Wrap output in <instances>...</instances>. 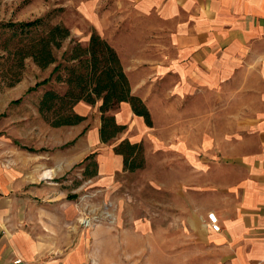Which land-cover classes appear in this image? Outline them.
<instances>
[{
    "label": "crops",
    "instance_id": "crops-1",
    "mask_svg": "<svg viewBox=\"0 0 264 264\" xmlns=\"http://www.w3.org/2000/svg\"><path fill=\"white\" fill-rule=\"evenodd\" d=\"M118 1L117 16L111 17L109 10L104 13L105 26L94 15L89 20L92 30L117 53L131 93L144 102L152 120V127L145 126L122 103V113L110 112L126 126L120 135L135 124L138 131L150 130L149 142L157 149L189 165L192 161L191 167L205 170L215 163L222 176L213 174L212 185L205 179L199 183L198 176L188 182L193 183L191 201L201 196L204 202L194 205L192 218L205 220L208 209L216 215L220 230L209 229L221 254L220 264H264V0ZM117 31L122 32L115 39ZM20 83L0 89V114L9 108ZM38 101L36 113L50 130L78 128L93 107L77 104L75 113L86 119L53 128L39 114ZM8 115L0 117V264H81L78 251L59 257L63 249L58 231L56 237H47L39 229L56 216L46 210V189L54 188L56 178L100 143V115L93 130L87 129L64 152L49 151L53 153L39 147L44 143L39 132L38 139L31 134L35 127H30L29 117ZM143 134L119 142L142 144ZM31 142L39 146L30 147ZM117 144L97 156L92 177L114 169L127 172L122 157L113 152ZM210 191L212 199L205 198ZM52 250L53 259L43 260ZM17 258L22 262L14 263Z\"/></svg>",
    "mask_w": 264,
    "mask_h": 264
},
{
    "label": "rangeland",
    "instance_id": "rangeland-1",
    "mask_svg": "<svg viewBox=\"0 0 264 264\" xmlns=\"http://www.w3.org/2000/svg\"><path fill=\"white\" fill-rule=\"evenodd\" d=\"M120 4L118 0H0V89H8L7 85L13 79L9 68L17 71V58L6 49L14 51L17 41L25 39L23 35L11 38L12 29L3 27V24L32 21L48 15L49 24H63L70 30L71 39L86 45L92 31L89 17L94 15L97 23L105 26L108 17L104 13L109 10L111 17L117 16ZM121 32L117 31L114 38ZM69 46L68 39L62 49L54 51L57 63ZM56 64L41 71L31 59H25L19 71L21 83L13 90L9 108L0 114V117L9 114L11 119L22 115L29 117L30 127H35L31 134L37 136L39 132V140L44 143L39 146L37 142H31L30 147L39 146L47 153L54 150L64 152L78 138L84 137L87 129L93 130L99 120L95 106L91 107L87 121L78 128L50 130L38 117L35 104L43 91L51 89L62 94L65 90L64 85L55 83L53 78L48 81ZM81 111L86 112L85 109ZM118 112L122 113L119 107L111 113ZM135 126L108 144H96L88 157L89 160H96L97 156L99 159L122 138L137 139L145 132L146 141L142 142L144 166L133 172L114 169L86 180L78 162L56 178L58 183L54 188L46 189V210L56 216L39 230L47 237H56L53 234L58 231V238L62 241L59 245L63 249L59 257L78 251L81 264H220L221 254L207 224V214L213 211L207 210L205 220L192 218L194 205L203 206L204 202L201 196L191 201L188 194L193 183L188 182L198 176L199 183L205 179L210 186L213 174L219 177L222 173L214 169L213 162L209 169L203 170L198 165L191 167L192 161L189 165L181 157L167 155L165 150L157 149L149 142L150 130L141 132ZM14 128L17 131L19 127L11 129ZM8 143L22 148L17 141ZM199 156L195 164H199ZM204 195L212 199L211 191ZM206 202L211 203V200ZM82 220H91V224L86 226ZM53 252L47 251L43 260L53 259Z\"/></svg>",
    "mask_w": 264,
    "mask_h": 264
},
{
    "label": "trees",
    "instance_id": "trees-1",
    "mask_svg": "<svg viewBox=\"0 0 264 264\" xmlns=\"http://www.w3.org/2000/svg\"><path fill=\"white\" fill-rule=\"evenodd\" d=\"M49 20L47 15L32 21L2 25L12 29L11 38L21 35L25 38L17 41L14 51L6 49L17 58V71L13 72L9 68L13 79L7 86L11 88L20 81L19 71L25 59H31L41 71L56 64L54 51L62 49L63 43L69 39V48L63 52L61 61L53 67L48 78V81L53 78L55 83L64 85L65 90L62 94L51 89L42 93L38 101V112L43 120L53 128L75 126L86 119L75 113L74 107L77 104L82 102L97 106L100 115L99 141L108 144L126 129L125 125L116 122L110 112L126 103L134 116L141 118L145 126L152 127L146 105L131 93L129 80L118 55L107 41L92 30L88 43L82 45L71 39L70 30L66 26L61 23L49 24ZM113 152L122 157L123 170L127 172L144 166L142 144L122 140L113 148ZM89 159L87 157L77 165ZM96 167L97 163L90 160L82 170L83 179L95 175Z\"/></svg>",
    "mask_w": 264,
    "mask_h": 264
},
{
    "label": "built area",
    "instance_id": "built-area-1",
    "mask_svg": "<svg viewBox=\"0 0 264 264\" xmlns=\"http://www.w3.org/2000/svg\"><path fill=\"white\" fill-rule=\"evenodd\" d=\"M207 220H208V225L209 227L214 230V231H219L220 230V225L218 222V219L216 215L213 212H209L207 214ZM84 225L89 226L91 224V220H82L81 221ZM14 263H21L22 260L17 258L16 260L13 261Z\"/></svg>",
    "mask_w": 264,
    "mask_h": 264
}]
</instances>
